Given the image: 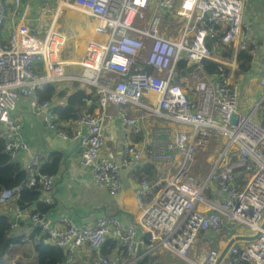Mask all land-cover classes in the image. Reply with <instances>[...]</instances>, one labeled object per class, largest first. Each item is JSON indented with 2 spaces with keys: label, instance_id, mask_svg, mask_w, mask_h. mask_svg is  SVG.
<instances>
[{
  "label": "built area",
  "instance_id": "built-area-1",
  "mask_svg": "<svg viewBox=\"0 0 264 264\" xmlns=\"http://www.w3.org/2000/svg\"><path fill=\"white\" fill-rule=\"evenodd\" d=\"M259 2L264 0H63V8L75 9L89 20L82 27L89 39L77 77L62 73L59 62H50L44 52L52 49L55 36L62 35L53 32L58 5L53 10L54 6L44 3L49 11L45 32L23 23L6 42L0 40V132L4 152L12 161L18 152L28 150L12 112L19 98L33 96L32 112L42 114L47 128L59 138L81 144L80 166L109 193L122 189L121 167L134 168L146 158L160 168L154 181L142 179L135 189L142 208L135 225L98 217L80 228L60 217L56 226L47 214L30 211L32 226L42 231L43 244L68 248L65 262L69 264L76 251L87 245L96 252L92 264H138L159 251L184 264H197L189 250L195 240L207 236L210 248L199 264H214L220 253L215 236L225 221L244 226L251 235L258 232L259 238L242 246L231 245L223 264H264V63L259 74L261 95L245 114L239 109L236 86L228 82V62L217 61L214 48L206 46L208 38H217L232 48L233 62L237 51L252 50L256 42L250 24L243 22V13L245 7ZM13 5L16 13L19 0ZM166 14L183 23L175 37L162 31ZM7 18L6 7L0 3V29ZM204 60L220 64L221 74L205 75ZM180 63L193 67L187 75L191 81L196 79L191 94L179 83ZM63 81H77L93 90L95 112L79 116L71 134L57 126L53 105L37 96L48 85ZM128 106L137 113L130 115ZM110 109L120 117L123 133H138L147 117L165 119L191 132L162 128L160 136L152 132V139L142 146L125 143L118 162L101 155ZM255 115L261 121H255ZM213 133L223 137V148L209 175L197 180L190 173L194 154ZM43 161L39 152L31 156L21 186L0 191V208L17 198L23 187H36L40 192L37 202L53 205L54 182L42 173ZM23 213L16 210L10 229L18 227ZM108 242L115 244L114 253L103 256L100 250ZM149 264L156 263L152 259Z\"/></svg>",
  "mask_w": 264,
  "mask_h": 264
},
{
  "label": "crops",
  "instance_id": "crops-1",
  "mask_svg": "<svg viewBox=\"0 0 264 264\" xmlns=\"http://www.w3.org/2000/svg\"><path fill=\"white\" fill-rule=\"evenodd\" d=\"M13 1L0 0V3L6 7L8 15L7 20L0 29V40L2 42H6L11 31L23 23L27 24L30 28H34L39 33L45 32L49 22V11L44 9V3H47L50 7L51 5L55 7V3L59 0H19L20 5L16 13H13ZM70 9L71 11L73 10L72 8ZM78 14L80 13L73 10L72 17L77 16V22H81L83 19ZM243 14V22L250 24L251 35L256 42L250 53L252 54V62L248 74L236 76L238 65L235 61L233 62V54L230 59L225 56H220V53L216 49H214V54L218 59L217 61L228 62V70L230 72L228 82H232L231 84L236 86L238 90L240 111L248 114L251 112L255 101L261 95L259 74L264 63V2L245 7ZM61 37L63 38L64 45L65 37L62 35ZM85 38H87L84 42L86 44L89 38ZM234 47L236 48L237 44H234ZM81 56L82 54H79V57ZM80 60L81 58L77 62H80ZM58 61L62 63L59 56ZM185 76H187V73L178 76L180 79L179 83L182 87L186 81ZM73 82L63 81L62 83H57L56 88L60 91L68 88L67 93H70ZM85 91H88V89H85ZM188 91L191 94V90ZM32 101L33 96L19 98L12 112L13 118L21 125V133L28 147L27 151L18 152L14 161L24 169L31 156L37 152L44 155L43 164L48 162L52 154L54 156L57 154L60 155L57 172L52 176L54 182L52 189L54 203L51 205V212L47 214L48 216L46 215L52 224H58L60 217L67 218L75 226L80 228L90 226L98 217H114L125 225L137 224L142 213V208H140L135 194V189L138 187L140 181L139 176L142 175L140 172L141 170L150 168V171H154L158 175L160 168L146 158L139 161L134 168L121 167L119 177L121 182L126 181L129 187L127 189L122 188L115 194L109 193L106 189L96 185L90 174L80 166L81 144L70 139L63 140L49 130L43 121V115L32 112ZM60 103H63V101ZM249 106L252 107L246 110ZM126 111L130 115L137 113V110L130 106L126 108ZM84 112L86 110L82 111L80 115ZM92 112H95V108ZM109 115L103 132L104 145L101 155L103 157H112L118 162L121 158L123 144L129 143L142 146L152 139V135H150L152 132H159L160 136V130L162 128H169L172 131L180 129L177 126L174 127L171 125L172 123L165 119L160 120L154 117H147L145 122L141 124V129L138 133H134L131 130L123 133L121 131L122 122L120 117L112 109H110ZM253 119L258 122L261 121L259 116H254ZM72 129L67 128V133L71 134ZM146 200L144 198L143 202H147ZM33 208L34 206L30 209ZM16 210L14 204L10 202L3 208H0V215H7L11 223L12 220H16ZM23 212V216L18 219V227L16 229H10V234L21 237L22 241L15 247L14 252L5 256L4 260L7 264H17L18 262L23 264H36L37 256L29 238L36 232L34 238L36 242H39L42 239V231L32 226L31 217H29L30 211ZM107 244L101 248L102 250L105 249V253L102 254V250H100L103 256L112 254L108 252ZM196 254L197 252L194 255L196 256ZM22 255H24L26 262H24ZM72 258L69 264H92V261L96 259V252L91 250L87 245H84L76 251ZM155 259L156 264H171L172 261L183 264L176 256L166 252L159 251ZM65 264L68 263L65 262Z\"/></svg>",
  "mask_w": 264,
  "mask_h": 264
},
{
  "label": "trees",
  "instance_id": "trees-1",
  "mask_svg": "<svg viewBox=\"0 0 264 264\" xmlns=\"http://www.w3.org/2000/svg\"><path fill=\"white\" fill-rule=\"evenodd\" d=\"M167 17L169 18L170 16L166 14L165 18ZM206 46L210 50L213 48L216 49L220 53V56L228 57V59L232 57V48L221 45L217 38H208ZM250 53V49L240 50L235 53L236 63L238 65L236 76L248 74L252 62V54ZM220 68L221 66L215 62L208 60L202 62L203 72L207 75L219 76L221 74ZM190 71L191 67H186L184 63L177 65L178 76H182ZM71 89L72 91L67 93L69 90L68 88L60 91L56 88V84H51L37 92L40 101H48L53 105L52 110L56 116L57 126L64 131H66L67 128L74 127V123L79 118L82 111L88 110V112H92L95 108V105H92L94 104L92 89L85 91L83 86L78 82H73L71 84ZM61 101H63V103H60ZM88 101L91 103L87 104ZM59 160V154L55 156L52 154L48 162L42 164V173L53 176L57 172ZM140 173L143 175L139 176L140 180L146 179L148 181H154L157 178V175L154 171H150V168L141 170ZM25 177L26 174L22 167L17 162L12 161L9 155L4 152V141L0 132V191L21 186ZM39 195L40 192L36 187H23L19 190L17 198L11 202L16 209H20L21 211H34L40 214H48L51 212L52 206L38 203L37 200ZM32 206H34L35 210L34 208L30 209ZM35 235L36 232L30 236L29 240L37 256L36 264H64L66 259L64 251L61 248L43 244L42 239L36 242L34 238ZM21 239V237L10 234V221L8 216L0 215V264H7L4 260L5 256L15 251V247L21 243ZM114 246L115 244L113 243H108L106 245L109 253H114ZM103 253H105V249L102 250V254ZM153 260L155 261L156 259L153 258ZM151 262L152 259L147 258L140 261L138 264H149ZM17 264L23 263L18 262Z\"/></svg>",
  "mask_w": 264,
  "mask_h": 264
},
{
  "label": "rangeland",
  "instance_id": "rangeland-1",
  "mask_svg": "<svg viewBox=\"0 0 264 264\" xmlns=\"http://www.w3.org/2000/svg\"><path fill=\"white\" fill-rule=\"evenodd\" d=\"M60 1L63 2V0H59V1H57V3H55V7H57V5H58L60 13L57 16V22L54 25L53 32H55L59 35L62 34V36L65 37V43H64L63 47L58 52V56H59L60 60L62 61V63H59L58 65L63 70L62 73H68L71 76L77 77V76H79V74L81 72L80 64L77 61L83 56V54H84L83 52L85 50L86 44H85V46L83 45L84 49H83V52L81 53L82 54L81 57H79V54L77 53L76 49L80 46L79 42H85L87 39L85 37H88V35L85 34L86 33L85 30L82 29L84 24L87 22V19L84 15L78 14L79 17H82L83 20H81V22H77V19H76L77 16L72 17L73 10H75V9H73L71 11L70 8H63V6H61V4H60ZM55 7L53 8V10L55 9ZM145 17L147 19L150 17L148 11L145 12ZM182 25H183V23L181 22V20L176 19L173 14H172L171 18H168V19L165 17L162 18V31L166 35H168V37L177 36L179 31H181V29H182ZM82 34H84V36ZM75 42H76V44H75ZM76 45H77V47H76ZM214 58H216L215 55H214ZM76 59H78V60L76 61ZM69 60H70V62H69ZM68 63H72V65H67ZM229 75H230V73L228 74V76ZM185 78H186V81L184 82L183 88L185 89V91L187 93H189L188 90H190L192 88L193 84L196 82V79L191 81L190 78H187V76H185ZM257 101H258V99L255 101L253 107L256 105ZM251 107L252 106H249L247 109L246 108L245 109L249 110ZM255 116H257V115H255ZM155 125H154V130H155ZM171 125H173V124H171ZM173 126L176 127L175 125H173ZM177 127H179V126H177ZM179 128H180V130H184L187 133L191 132V130L185 126H181ZM223 141H224L223 137L220 134L215 133L213 135V137L207 142V144L204 147L198 149L195 152L194 158H193V163L191 164V168H190V173L197 180H204L209 175V173L212 169V166H213V162L217 158L218 153L223 148ZM162 169H164V168H162ZM233 232H234L235 236H244L245 237V236L251 235V232L247 228H245L244 226L237 225V224H235ZM215 239L217 241L223 242V243H226V241H227V238L224 236H221V235H216ZM196 241L199 242L200 240L197 239ZM239 244L241 245V243H239ZM198 246L199 245L197 243H194L192 245V248H191L190 253H189V255L194 260H196V256L194 254L196 252H198ZM209 247H210V245L208 243H206L204 245V247L200 250V252H204V251L208 250ZM22 257L24 258V255H22ZM153 258H156V256H153ZM24 262H26L25 258H24ZM171 264H178V263H174L172 261Z\"/></svg>",
  "mask_w": 264,
  "mask_h": 264
},
{
  "label": "water",
  "instance_id": "water-1",
  "mask_svg": "<svg viewBox=\"0 0 264 264\" xmlns=\"http://www.w3.org/2000/svg\"><path fill=\"white\" fill-rule=\"evenodd\" d=\"M83 59V58H82ZM231 122L234 123V118H231ZM127 182H123L122 183V188L127 189L129 187V184H126ZM262 228H264V224L262 225ZM234 230V226L228 224L227 222L223 221L222 222V228L219 232V235L224 236V237H228V231H233ZM259 233H255L251 236H234L231 238H228L229 240L226 242V244L223 246L222 250L220 251V254L218 256V258L216 259L214 264H221L224 259H225V255L228 251V249L230 248L231 245H233L235 242H241V241H246V242H251V241H255L257 240L259 237ZM68 253V248L64 249V254L66 255Z\"/></svg>",
  "mask_w": 264,
  "mask_h": 264
},
{
  "label": "clouds",
  "instance_id": "clouds-1",
  "mask_svg": "<svg viewBox=\"0 0 264 264\" xmlns=\"http://www.w3.org/2000/svg\"><path fill=\"white\" fill-rule=\"evenodd\" d=\"M251 50V49H250ZM217 51V50H216ZM215 55V54H214ZM209 61V60H208ZM213 62V61H212ZM227 62V61H226ZM235 62H236V57H235ZM216 63V62H215ZM218 64V63H217ZM220 65V64H219ZM189 67H191V66H189ZM193 70V67H191V71ZM190 71V72H191ZM229 71V70H228ZM190 72H187V75L190 73ZM202 72H203V69H202ZM204 73V72H203ZM205 74V73H204ZM228 74H229V72H228ZM205 75H207V74H205ZM207 76H210V75H207ZM211 76H213V75H211ZM74 82H77V81H74ZM62 83V82H61ZM79 83V82H78ZM57 84V83H56ZM81 85V84H80ZM82 86V85H81ZM84 88V87H83ZM84 89H86V88H84ZM88 103V102H87ZM92 105H94V104H92ZM86 112H88V110H86ZM90 113H92V112H90ZM81 116V115H80ZM49 206H51V205H49ZM228 234H229V236L228 237H226L227 238V241L229 240L228 238H231V237H234L235 235H234V232L233 231H228ZM218 235H219V233H218ZM251 236V235H250ZM200 241L198 242V241H196L195 240V243H198L200 246H198L199 248H198V252H197V254L196 255H199V258H197L196 260H194L190 255H189V257H190V259L194 262V263H197V264H199V262H200V258H201V255L202 254H204L206 251H208V250H206V251H204V252H200V250L204 247V245L206 244V243H208L209 241H208V238H207V236H204L203 238H201V239H199ZM226 241V242H227ZM243 242H245V241H241V242H235L234 244H236V245H238V246H242V244H243ZM108 243H112V242H108ZM239 243H241V245L239 244ZM114 244V243H113ZM209 244V243H208ZM217 244H219V246H220V251L222 250V248H223V246L226 244V243H223V242H219V241H217ZM115 247V246H114ZM191 248H192V246H191ZM191 248H190V250H191ZM210 248V247H209ZM63 250V249H62ZM190 250H189V253H190ZM64 251V250H63ZM220 254V253H219ZM227 254V253H226ZM225 257H226V255H225ZM179 259V258H178ZM181 260V259H180ZM225 260V259H224ZM224 263V261L221 263V264H223Z\"/></svg>",
  "mask_w": 264,
  "mask_h": 264
},
{
  "label": "bare ground",
  "instance_id": "bare-ground-1",
  "mask_svg": "<svg viewBox=\"0 0 264 264\" xmlns=\"http://www.w3.org/2000/svg\"><path fill=\"white\" fill-rule=\"evenodd\" d=\"M75 41V40H74ZM80 43V46L76 49V51H77V53L78 54H81L82 52H83V49H84V46H85V43L84 42H79ZM75 44H76V42H75ZM62 45H63V38L60 36V38H58V37H56L55 36V38H54V42H53V44H52V49H45V55H47L48 54V60L50 61V62H52V63H54V62H59L58 60H57V52H59V50L61 49V47H62ZM84 45V46H83ZM76 47H77V45H76ZM75 51V52H76ZM85 51V50H84ZM84 53V52H83ZM77 60V59H76ZM69 62H70V60H69ZM180 260V259H179ZM180 261H182V260H180ZM183 262V261H182ZM183 264H184V262H183Z\"/></svg>",
  "mask_w": 264,
  "mask_h": 264
},
{
  "label": "flooded vegetation",
  "instance_id": "flooded-vegetation-1",
  "mask_svg": "<svg viewBox=\"0 0 264 264\" xmlns=\"http://www.w3.org/2000/svg\"><path fill=\"white\" fill-rule=\"evenodd\" d=\"M199 258V255H196V259Z\"/></svg>",
  "mask_w": 264,
  "mask_h": 264
}]
</instances>
